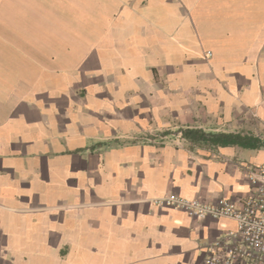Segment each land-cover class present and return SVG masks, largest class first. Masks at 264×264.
Wrapping results in <instances>:
<instances>
[{"label":"crops","instance_id":"1","mask_svg":"<svg viewBox=\"0 0 264 264\" xmlns=\"http://www.w3.org/2000/svg\"><path fill=\"white\" fill-rule=\"evenodd\" d=\"M263 163L264 0H0V264H206L234 220L152 199Z\"/></svg>","mask_w":264,"mask_h":264},{"label":"built area","instance_id":"2","mask_svg":"<svg viewBox=\"0 0 264 264\" xmlns=\"http://www.w3.org/2000/svg\"><path fill=\"white\" fill-rule=\"evenodd\" d=\"M244 175L255 191L241 203L226 198L208 203L177 194L152 199L153 204L184 211L190 218L234 220L236 227L227 234L233 242L222 245L215 241L213 248L221 245L224 256L212 255L206 264H264V163L256 167L246 165Z\"/></svg>","mask_w":264,"mask_h":264},{"label":"trees","instance_id":"3","mask_svg":"<svg viewBox=\"0 0 264 264\" xmlns=\"http://www.w3.org/2000/svg\"><path fill=\"white\" fill-rule=\"evenodd\" d=\"M189 133H190V134H191V133H194V134L197 135V132H195V131H190V130H189Z\"/></svg>","mask_w":264,"mask_h":264}]
</instances>
